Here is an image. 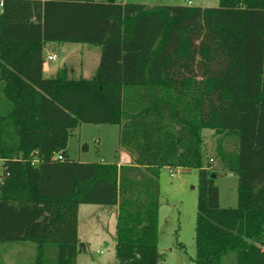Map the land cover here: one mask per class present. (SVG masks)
Segmentation results:
<instances>
[{
    "label": "trees",
    "instance_id": "1",
    "mask_svg": "<svg viewBox=\"0 0 264 264\" xmlns=\"http://www.w3.org/2000/svg\"><path fill=\"white\" fill-rule=\"evenodd\" d=\"M1 4L0 244L31 243L30 264H77L78 207L113 206L114 264H157L160 170L194 169L193 263L264 264V0ZM51 43L97 47L95 75L44 77ZM81 124L117 126L130 164L71 160ZM205 129L235 140L215 147L237 177L235 208L219 206L202 165Z\"/></svg>",
    "mask_w": 264,
    "mask_h": 264
},
{
    "label": "rangeland",
    "instance_id": "2",
    "mask_svg": "<svg viewBox=\"0 0 264 264\" xmlns=\"http://www.w3.org/2000/svg\"><path fill=\"white\" fill-rule=\"evenodd\" d=\"M105 1V0H100ZM127 3L153 6L191 5L215 8L218 0H125ZM56 67H74L76 78L90 79L95 75L99 49L84 48L82 53L73 52L69 44L54 51ZM48 56V55H47ZM46 56V57H47ZM45 61V60H44ZM202 165L215 173L213 180L218 188L221 208H235L238 203L237 177L222 170L215 152L217 141L226 150L235 149V140L216 135L205 129L201 132ZM67 155L81 163H117L119 157L118 127L115 125L81 124L67 142ZM210 160L212 162H210ZM173 174V177L170 174ZM159 209L157 264H194L195 220L197 203L198 171L191 169L163 168L159 173ZM116 207L80 205L78 208L77 238L86 250L77 255V264H114ZM31 243L0 244V264H30L33 258Z\"/></svg>",
    "mask_w": 264,
    "mask_h": 264
},
{
    "label": "crops",
    "instance_id": "3",
    "mask_svg": "<svg viewBox=\"0 0 264 264\" xmlns=\"http://www.w3.org/2000/svg\"><path fill=\"white\" fill-rule=\"evenodd\" d=\"M100 1V0H99ZM124 2H125V0H123ZM65 44H57V43H51V44H46L44 47H43V49H42V58H43V61L46 59V56L47 55H55V52H52L49 48H54L55 50L54 51H56V50H59V49H61V48H63V46H64ZM69 45H71V46H73L75 49L73 50V52H77L78 50V52L79 53H82V50L84 49V48H87V50L90 48V46H88V45H83V44H69ZM56 56V55H55ZM56 59H57V57H56ZM56 59L54 60V61H56ZM54 61H49V62H47V63H44L43 65H42V73H43V76L44 77H47V76H50V75H53V74H55V72L59 69V68H61L62 66H64V65H62V66H58V67H56L55 65H53L52 63L54 62ZM70 67H72L71 65H69ZM73 69H74V67H72ZM81 77V76H80ZM119 157H120V159H119V161L116 163L117 165H129L130 164V162H131V157L127 154V153H125V152H119ZM221 164V163H220ZM232 175V174H231ZM79 208V207H78Z\"/></svg>",
    "mask_w": 264,
    "mask_h": 264
},
{
    "label": "built area",
    "instance_id": "4",
    "mask_svg": "<svg viewBox=\"0 0 264 264\" xmlns=\"http://www.w3.org/2000/svg\"><path fill=\"white\" fill-rule=\"evenodd\" d=\"M1 6H2V4H1V0H0V8H1ZM55 59H56V56L55 55H48L46 57L45 61H43V64L44 63H47L49 61H54ZM54 158L57 159V160H61V157L60 156H55ZM210 162H212V161L210 160ZM170 176L173 177V174L171 173Z\"/></svg>",
    "mask_w": 264,
    "mask_h": 264
},
{
    "label": "water",
    "instance_id": "5",
    "mask_svg": "<svg viewBox=\"0 0 264 264\" xmlns=\"http://www.w3.org/2000/svg\"><path fill=\"white\" fill-rule=\"evenodd\" d=\"M212 178H213V176H212Z\"/></svg>",
    "mask_w": 264,
    "mask_h": 264
}]
</instances>
